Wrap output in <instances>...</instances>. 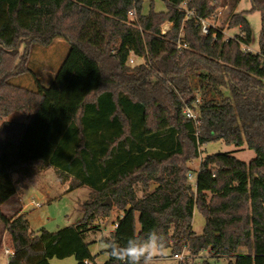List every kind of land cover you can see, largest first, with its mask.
I'll return each instance as SVG.
<instances>
[{
    "label": "trees",
    "instance_id": "trees-1",
    "mask_svg": "<svg viewBox=\"0 0 264 264\" xmlns=\"http://www.w3.org/2000/svg\"><path fill=\"white\" fill-rule=\"evenodd\" d=\"M163 1L165 10L151 1L145 13L144 0H0V119L15 111L27 118L0 121V220L14 250L7 264L69 256L97 264L90 237L114 208L113 229L100 238L107 244L155 231L175 257L186 247L230 257L228 264H264V0L231 15L229 27L240 32L228 38L213 25L201 32L200 20L215 18L219 0ZM253 10L262 14L258 52L247 48ZM165 22L171 27L163 32ZM58 38L70 49L47 84L30 57L34 46ZM131 55L143 61L131 65ZM25 74L35 88L12 81ZM208 88L221 98H207ZM216 140L257 155L246 162L206 154L194 192L187 163ZM50 166L69 182L67 191L87 186L90 193L75 223L35 233L25 212L7 216L1 208ZM195 209L206 218L201 233L193 230ZM106 251L103 264H121Z\"/></svg>",
    "mask_w": 264,
    "mask_h": 264
},
{
    "label": "rangeland",
    "instance_id": "rangeland-1",
    "mask_svg": "<svg viewBox=\"0 0 264 264\" xmlns=\"http://www.w3.org/2000/svg\"><path fill=\"white\" fill-rule=\"evenodd\" d=\"M151 1L154 3L156 10H165L166 6L163 0H144L143 11L146 13L149 10ZM252 8L251 0H219V7L214 19H208L206 23L213 25L216 28L222 29L226 38L234 36L240 32L239 27H229L231 15L235 12L250 10ZM252 29L251 44L247 47L249 50L259 51V40L262 29V14L259 10H253L246 14ZM171 27V23L165 22L162 25L163 30ZM70 44L63 38H58L49 46H34L30 57V67L39 75L43 82L49 84L55 77V74L61 66L64 58L68 54ZM143 61L140 58H135L131 65ZM12 81L29 88H35V80L31 74H25L20 77L13 78ZM193 86L198 85V77L194 76L192 81ZM197 93L201 96V92L197 89ZM227 93L226 90H224ZM202 97V96H201ZM207 98L220 99V95L213 89L206 90ZM3 120L27 121L26 115L21 111H15L10 115L3 117ZM202 153L198 159H194L187 163L190 172L189 181L192 184L193 191L196 190L197 178L200 169L201 159L208 153L213 152H229L237 158L249 162L256 157V152L249 148L246 144L237 146L235 144H228L223 140L210 141L201 146ZM17 177V176H16ZM27 187L18 185L17 195L10 202L6 203L2 209L7 216H15L25 212L30 222V228L35 233H38L41 228H46L49 231H57L63 227L75 223L82 217L81 203L89 196L90 189L83 186L71 191L69 182L63 183L57 176L52 167H47L39 174L28 178L26 180ZM188 183V184H190ZM154 187V185H152ZM141 194V191L139 192ZM20 197V201L16 200ZM40 202V206L34 205L31 201ZM23 209V210H22ZM22 211V212H20ZM120 213L117 208H114L112 215L100 220L103 230L91 239H96L91 244V250L97 255V264H103L108 258L106 249L108 244L101 241L102 235L109 234L113 229V221L117 214ZM206 218L198 210L195 209L193 217V230L201 233L205 227ZM6 248H12V243L7 233L4 223L0 220V264H7L9 255L6 254ZM240 253H246V247H241ZM182 258H177L171 255V250L167 248V264H201L203 259H208L212 264H228L230 257H211L207 251H203L197 255L190 253L188 248H184L180 253ZM233 259V258H232ZM77 259L74 256L66 258H52L51 264H75Z\"/></svg>",
    "mask_w": 264,
    "mask_h": 264
},
{
    "label": "clouds",
    "instance_id": "clouds-1",
    "mask_svg": "<svg viewBox=\"0 0 264 264\" xmlns=\"http://www.w3.org/2000/svg\"><path fill=\"white\" fill-rule=\"evenodd\" d=\"M108 250L121 264H167L166 238L155 231L146 238H130L124 245L113 238Z\"/></svg>",
    "mask_w": 264,
    "mask_h": 264
},
{
    "label": "built area",
    "instance_id": "built-area-1",
    "mask_svg": "<svg viewBox=\"0 0 264 264\" xmlns=\"http://www.w3.org/2000/svg\"><path fill=\"white\" fill-rule=\"evenodd\" d=\"M189 14H190V13H188L187 16H189ZM130 15H131V16L135 15V10L130 11ZM200 23H201V32H202V33H207L208 30H209V25L206 23V20H205V19H201V20H200ZM162 31L165 32L166 30H163V28H162ZM183 45L186 46L185 43H184V44L182 43V39H180L179 46L182 47ZM135 58H137V57L134 56V55H131V56L129 57L128 61H129L130 63H133L134 60H135ZM201 101H202V97H201V96L199 95V93H197V91H196V103L198 104V103H200ZM185 114H186V116L189 117V118H194V119H195V118L197 117V114H196L195 110H194L193 108H191V107H188V108L185 110ZM189 176H190V178H191V177H192V174H190ZM31 202H32L34 205H36V206H40V202H38V201L32 200ZM116 225H117V223H115V226H116ZM5 252H6V254L9 255V257H10V256L14 253V250H13L12 248H6ZM176 257H177V258H182V256H181L180 254L176 255Z\"/></svg>",
    "mask_w": 264,
    "mask_h": 264
},
{
    "label": "crops",
    "instance_id": "crops-1",
    "mask_svg": "<svg viewBox=\"0 0 264 264\" xmlns=\"http://www.w3.org/2000/svg\"><path fill=\"white\" fill-rule=\"evenodd\" d=\"M50 167H52V166H50ZM53 169H54V167H52ZM66 184V183H65ZM17 195V192L13 195V196H11L8 200H6L3 204H2V209H3V207H5L4 205L6 204V203H8V202H10L11 200L13 201V199L15 198V196ZM14 201H16V202H19L20 201V197L18 196V198L16 199V200H14ZM23 210V209H22ZM5 214H6V212L5 211H3ZM20 212H22V211H20ZM7 215V214H6Z\"/></svg>",
    "mask_w": 264,
    "mask_h": 264
},
{
    "label": "water",
    "instance_id": "water-1",
    "mask_svg": "<svg viewBox=\"0 0 264 264\" xmlns=\"http://www.w3.org/2000/svg\"><path fill=\"white\" fill-rule=\"evenodd\" d=\"M188 186H190V184H188ZM104 204L112 205L111 198H107V200L104 202Z\"/></svg>",
    "mask_w": 264,
    "mask_h": 264
}]
</instances>
